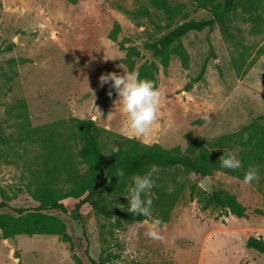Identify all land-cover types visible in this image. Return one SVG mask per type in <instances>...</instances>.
<instances>
[{
  "label": "rangeland",
  "instance_id": "rangeland-1",
  "mask_svg": "<svg viewBox=\"0 0 264 264\" xmlns=\"http://www.w3.org/2000/svg\"><path fill=\"white\" fill-rule=\"evenodd\" d=\"M147 1L0 0V45L4 50L0 55V190L13 198L14 206L36 205L27 184L32 179L30 168H37V157L44 151L38 140L22 144L16 140L30 129L46 127L51 133L61 129L70 136L72 119L92 120L115 135L166 149L180 148L186 154L194 141L212 148L220 137L254 123L264 125V22L246 21L248 16L238 10L230 16L225 32L218 25L213 31L192 32L182 39L188 68L178 58L172 59L168 69L160 68L158 119L149 135L132 133L111 82L101 86L99 78L109 72H130L125 63L129 48L140 52L133 59L135 72L153 60L143 46L167 32L155 26H164L166 21L154 9L150 10L153 21L131 15L147 6ZM170 2L185 6L186 20L210 18L197 0ZM260 8L264 14V3ZM183 21L179 18L176 23ZM115 23L121 27L117 42L109 38ZM203 66L204 80L187 90ZM19 102L26 105L21 120L16 109ZM59 122L65 124L61 127ZM231 153L239 158L240 149ZM153 175L154 187L145 198L154 200L162 191L178 194L167 221L156 226L163 238L146 235L152 220L158 219L153 214L143 222L119 224L85 208L83 226L91 256L96 258L105 251L119 257L110 264H264L263 254L246 247L251 237L264 240V173L251 184L218 171L207 177L211 191L229 193L246 208L243 218L203 210L198 198L191 196L192 186L203 188L201 176L181 168ZM131 184L129 179L124 192L109 195L118 207H128ZM51 214L67 223L81 264H90L81 223L61 212ZM0 264L77 263L70 246L58 236L3 239L0 233Z\"/></svg>",
  "mask_w": 264,
  "mask_h": 264
},
{
  "label": "trees",
  "instance_id": "trees-1",
  "mask_svg": "<svg viewBox=\"0 0 264 264\" xmlns=\"http://www.w3.org/2000/svg\"><path fill=\"white\" fill-rule=\"evenodd\" d=\"M66 1L75 4L82 0ZM197 1L199 7L210 14L209 19L186 20L185 6L172 4L170 0H148L147 6L142 7L138 13L131 14L133 17L143 16L153 21L150 10L154 9L161 13L166 21L164 26L158 24L155 26L159 30L164 27L167 32L143 46L153 60L138 67L136 73L141 79L154 82L158 88L159 70L168 69L173 58H178L187 69L189 56L182 39L192 32L213 31L218 25L225 32L230 16L238 10H242V13L248 16L245 18L246 21L250 20L254 24L264 22V14L259 12L264 0ZM179 18L185 21L176 23ZM120 31V25L115 23L109 38L117 42ZM3 51L0 45V55ZM139 56L140 52L136 48L128 49L125 63L130 71L135 70L136 62L133 59ZM205 73L206 67L203 66L199 75L188 83L186 89L190 90L194 84L203 81ZM109 101L110 97L105 98L106 104ZM16 109L19 110L18 119L21 120L22 114H26L25 103L19 102ZM64 124L58 123L61 127ZM70 133L71 135L67 136L61 129L51 133L44 127L30 129L16 139L19 144L25 140H38L44 151V154L37 157V168L34 170L30 168L32 179L27 184L28 194L36 205L16 207L11 204L13 198L4 190H0V211H3L0 213V233L3 239L35 235L58 236L62 242L70 246L77 264H81V261L75 254V244L68 232L67 223L51 212H61L73 222L81 223L82 234L87 241L86 254L90 264H110L119 257L105 251L96 258L90 255V242L83 226V211L89 208L98 215L116 219L119 224L148 220L149 217L129 213L128 207H118L109 198L112 193L124 192L127 180L136 175H143L153 165L156 166L155 171L181 168L204 179L218 171L243 180L250 166L258 167L259 173H264V125L261 124L254 123L238 132L220 137L212 148L202 147L198 140L194 141L186 154L182 153L180 148L166 149L159 144L148 145L135 138L115 135L99 128L92 120L72 119ZM1 141L9 144L6 138H2ZM108 145L111 147L107 148ZM117 147L119 151L113 152ZM236 148L240 149L239 159L242 167L235 170L222 168L220 157L223 153H229ZM191 196L198 198L203 210H219L238 218L246 216V208L229 193L192 186ZM67 201L73 203L69 205ZM177 201V193L169 195L163 191L158 192V198L152 200L151 214L163 223L169 218ZM246 247L264 255L262 239L251 237L246 242Z\"/></svg>",
  "mask_w": 264,
  "mask_h": 264
},
{
  "label": "clouds",
  "instance_id": "clouds-1",
  "mask_svg": "<svg viewBox=\"0 0 264 264\" xmlns=\"http://www.w3.org/2000/svg\"><path fill=\"white\" fill-rule=\"evenodd\" d=\"M100 84H108L118 95V102L122 112L127 119L128 128L135 136H147L151 132L153 123L158 119L161 105V93L154 82L141 79L135 71L125 72L123 75L109 72L100 76ZM112 93L109 92V95ZM244 139H247L245 134ZM119 149L114 148L113 152ZM220 165L226 169H240L241 160L233 153H223L220 157ZM156 166L153 165L149 171L143 175H136L132 178V184L128 189V212L134 215L150 217L152 200L145 198L144 194L154 187L155 181L153 173ZM123 175V173H121ZM259 168L250 166L243 177L244 184H251L257 179ZM159 219L152 220V227L146 235L152 239H162L163 237L156 230L160 225Z\"/></svg>",
  "mask_w": 264,
  "mask_h": 264
},
{
  "label": "water",
  "instance_id": "water-1",
  "mask_svg": "<svg viewBox=\"0 0 264 264\" xmlns=\"http://www.w3.org/2000/svg\"><path fill=\"white\" fill-rule=\"evenodd\" d=\"M202 187H203V188H209L208 178H207V177L203 180V182H202Z\"/></svg>",
  "mask_w": 264,
  "mask_h": 264
}]
</instances>
